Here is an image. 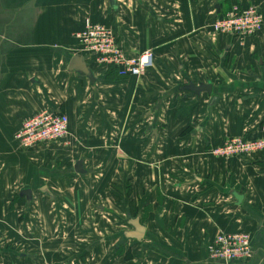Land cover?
<instances>
[{"label":"crops","instance_id":"obj_1","mask_svg":"<svg viewBox=\"0 0 264 264\" xmlns=\"http://www.w3.org/2000/svg\"><path fill=\"white\" fill-rule=\"evenodd\" d=\"M233 6L263 17L243 42L211 31ZM86 23L111 28L127 55L150 50L152 68L119 78L96 64L75 37ZM74 55L86 73L69 70ZM44 110L67 115V139L21 151L15 133ZM137 114L155 134L134 133ZM232 136L264 139V0H0V264H226L208 259L221 231L251 236V258L228 264H264V150L211 154ZM127 167L145 233L111 253L90 219L103 222L101 199L122 208L110 190Z\"/></svg>","mask_w":264,"mask_h":264},{"label":"built area","instance_id":"obj_2","mask_svg":"<svg viewBox=\"0 0 264 264\" xmlns=\"http://www.w3.org/2000/svg\"><path fill=\"white\" fill-rule=\"evenodd\" d=\"M263 27V17L257 7L233 6L211 24L212 34H222L243 42L257 34ZM79 45L94 57L98 65L112 69L119 77L138 78L153 66V53L145 50L138 55H127L116 40L113 30L101 23H86L75 34ZM68 133V117L53 111H40L24 120L15 137L22 150L56 142ZM264 150L262 137L232 136L225 138L210 152L215 157L244 158ZM208 259L232 263L251 258V236L244 232H219L207 247ZM24 264H40L36 262Z\"/></svg>","mask_w":264,"mask_h":264},{"label":"rangeland","instance_id":"obj_3","mask_svg":"<svg viewBox=\"0 0 264 264\" xmlns=\"http://www.w3.org/2000/svg\"><path fill=\"white\" fill-rule=\"evenodd\" d=\"M129 117L130 116L128 114L124 127L120 128V134L125 135V134L129 133V131H131V129L128 126L129 125L128 124L129 123V121H128ZM145 124L147 125L146 127L143 126L142 123H140V117H139V114H137V127H136L134 133H137V135H141V134L150 135L151 131H153V130H151V127H148L149 122L145 121ZM115 126H118V124L115 123ZM132 131H133V129H132ZM13 138H14V141L17 145L16 147L18 149H20L19 140L17 139V137H15V135ZM65 138L67 139V137H65ZM66 144L68 145L69 142L67 141ZM21 151H25V150H21ZM26 151H28V150H26ZM98 162L99 161L94 162L95 169H97L96 167H98L97 166ZM78 164H79V171L78 172L82 173L83 172L82 167L85 166L84 162L82 163V161H71V163L69 164L68 167L74 171ZM119 172L124 173L125 175H121V176L116 177L114 179V182L111 185L110 192L112 194L111 195L112 198H114L116 200H117V197L118 198L125 197V200L122 201L123 202L122 208L117 209L116 207L113 206V204L109 205L107 202H105L104 199H101V200H99V204L95 205V206H99L96 208L101 207V209L104 211L105 217L102 220L103 224L95 222V217L98 216L97 214H95V215L93 214V220L90 219V221L93 222V238L96 237L94 240V245L95 246L100 245L99 247H101L102 244L106 245L107 247H109L111 253H112V251L114 252V250L116 249L115 247H119V250H120V248L125 249L126 247H133V246L135 249L137 248V242H135L133 244V246H128L129 244H127V242L129 240H123L122 237L119 235V233L121 231H125V230H127V228L130 227V225L127 224V222H126V219H128L127 215H126V213H127L126 209H128L129 212L131 214H133L134 217H137V185H135V184H137V182H134L133 176L130 175L131 169L129 167L123 168ZM98 175H101L100 172H98ZM100 178L101 177L98 176L95 179H100ZM116 179H118V180H116ZM118 185L120 187H118ZM128 194H131L132 196H130V198H129ZM131 199L134 201H132ZM102 201H103V203H102ZM101 209H99V211ZM76 236H80V234H77ZM79 239H81V238H79ZM100 239L102 240V242L99 244ZM51 242H53V243H51ZM56 242L54 240L53 241L48 240L47 244L56 245L55 244ZM75 242L78 243L76 245L80 246V243H81L80 240H75L73 243H75ZM60 245H62V247H69V246H70L69 248L74 247V244L69 245V242L67 239H62ZM116 252H117V250H116ZM125 256L128 258L129 254H126ZM112 257H113V255H111V258ZM78 259H80V258H78ZM91 259L93 261L97 260L96 255L93 258L91 257ZM7 264H16V263L12 262V263H7ZM43 264H49V263L43 262ZM113 264H118V262H115ZM133 264H137V263H133Z\"/></svg>","mask_w":264,"mask_h":264},{"label":"water","instance_id":"obj_4","mask_svg":"<svg viewBox=\"0 0 264 264\" xmlns=\"http://www.w3.org/2000/svg\"><path fill=\"white\" fill-rule=\"evenodd\" d=\"M69 70H74V71H79L86 73L87 68L85 63L83 62V59L81 56H72L69 62ZM179 89L182 90H187L191 93H200L201 91H210L211 90V85L210 84H199V85H194L192 82L187 81L186 85L179 86ZM156 132L153 131V134ZM79 170V164L75 168V171ZM27 194H29V191H25ZM101 209V207H100ZM127 218L128 221H126L131 227L132 230L130 231H121L119 233L120 236H122L123 239L125 240H136V241H141L144 237L145 233V227L140 223L139 217H131L130 213L127 212Z\"/></svg>","mask_w":264,"mask_h":264},{"label":"trees","instance_id":"obj_5","mask_svg":"<svg viewBox=\"0 0 264 264\" xmlns=\"http://www.w3.org/2000/svg\"><path fill=\"white\" fill-rule=\"evenodd\" d=\"M117 76H118V75H117ZM118 77H119V76H118ZM119 78H121V77H119ZM117 198H118V197H117ZM126 210H127V212H129L128 209H126ZM129 213H130V212H129ZM130 216H131V217H134L133 214H131V213H130ZM121 237H122V236H121ZM122 239H123V238H122ZM123 240H125V239H123Z\"/></svg>","mask_w":264,"mask_h":264},{"label":"flooded vegetation","instance_id":"obj_6","mask_svg":"<svg viewBox=\"0 0 264 264\" xmlns=\"http://www.w3.org/2000/svg\"><path fill=\"white\" fill-rule=\"evenodd\" d=\"M126 221H128V219H126Z\"/></svg>","mask_w":264,"mask_h":264}]
</instances>
